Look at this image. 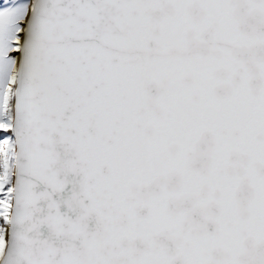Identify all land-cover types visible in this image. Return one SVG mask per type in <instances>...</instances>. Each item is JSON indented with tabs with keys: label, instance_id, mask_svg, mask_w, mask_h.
<instances>
[{
	"label": "snow or ice",
	"instance_id": "6c2138e0",
	"mask_svg": "<svg viewBox=\"0 0 264 264\" xmlns=\"http://www.w3.org/2000/svg\"><path fill=\"white\" fill-rule=\"evenodd\" d=\"M0 264H264V0H0Z\"/></svg>",
	"mask_w": 264,
	"mask_h": 264
}]
</instances>
